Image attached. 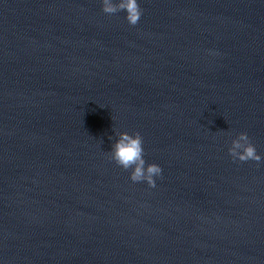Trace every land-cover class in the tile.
Returning <instances> with one entry per match:
<instances>
[{
  "label": "water",
  "instance_id": "95a60500",
  "mask_svg": "<svg viewBox=\"0 0 264 264\" xmlns=\"http://www.w3.org/2000/svg\"><path fill=\"white\" fill-rule=\"evenodd\" d=\"M138 3L0 0V264H264V0Z\"/></svg>",
  "mask_w": 264,
  "mask_h": 264
},
{
  "label": "clouds",
  "instance_id": "9594fccd",
  "mask_svg": "<svg viewBox=\"0 0 264 264\" xmlns=\"http://www.w3.org/2000/svg\"><path fill=\"white\" fill-rule=\"evenodd\" d=\"M102 11L108 15L125 12L127 22L135 26L143 10L138 0H102ZM228 152L233 160L240 162L250 160L260 162L262 159L246 132H240L231 141ZM109 155L111 160L124 170L131 169L130 179L133 182H146L150 187H155V177L161 175L162 169L156 163L146 164L143 137L138 131L132 134L126 131L119 132L118 139L112 145Z\"/></svg>",
  "mask_w": 264,
  "mask_h": 264
}]
</instances>
